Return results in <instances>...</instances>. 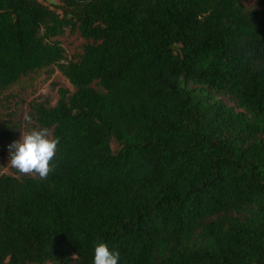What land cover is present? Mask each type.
Here are the masks:
<instances>
[{
    "label": "trees",
    "instance_id": "1",
    "mask_svg": "<svg viewBox=\"0 0 264 264\" xmlns=\"http://www.w3.org/2000/svg\"><path fill=\"white\" fill-rule=\"evenodd\" d=\"M56 1L0 0V90L72 88L28 105L55 170L0 172V264H264V0Z\"/></svg>",
    "mask_w": 264,
    "mask_h": 264
},
{
    "label": "rangeland",
    "instance_id": "2",
    "mask_svg": "<svg viewBox=\"0 0 264 264\" xmlns=\"http://www.w3.org/2000/svg\"><path fill=\"white\" fill-rule=\"evenodd\" d=\"M46 3H57L56 0H45ZM242 5L247 9H260V0H241ZM59 41L64 49L67 58L80 52L84 39L77 34L65 32L60 36ZM61 86L72 90L67 81L60 75L56 67L47 70H36L20 77L17 82L7 88L0 90V120L9 125L17 126L16 136L7 142L0 143V172L7 175L20 176L17 170L10 167L9 145L18 140L20 131H29L35 128L32 121L27 123L24 120L28 112V105L32 101H45L53 105L57 99L56 87ZM223 100H226L223 97ZM230 103V102H229ZM112 150L116 148L114 142L110 143ZM34 176V175H29Z\"/></svg>",
    "mask_w": 264,
    "mask_h": 264
},
{
    "label": "clouds",
    "instance_id": "3",
    "mask_svg": "<svg viewBox=\"0 0 264 264\" xmlns=\"http://www.w3.org/2000/svg\"><path fill=\"white\" fill-rule=\"evenodd\" d=\"M24 120L31 122V116L25 114ZM59 139L51 137L47 128H32L29 131H20L18 140L9 145L8 164L23 175H34L46 180L55 170ZM118 250L110 251L105 243L94 245L92 264H119Z\"/></svg>",
    "mask_w": 264,
    "mask_h": 264
}]
</instances>
